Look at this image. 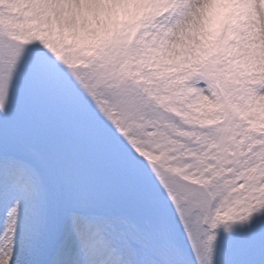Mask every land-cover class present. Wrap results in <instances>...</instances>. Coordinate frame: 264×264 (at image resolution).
Instances as JSON below:
<instances>
[{"label": "snow or ice", "instance_id": "1", "mask_svg": "<svg viewBox=\"0 0 264 264\" xmlns=\"http://www.w3.org/2000/svg\"><path fill=\"white\" fill-rule=\"evenodd\" d=\"M0 264H264V0H0Z\"/></svg>", "mask_w": 264, "mask_h": 264}]
</instances>
